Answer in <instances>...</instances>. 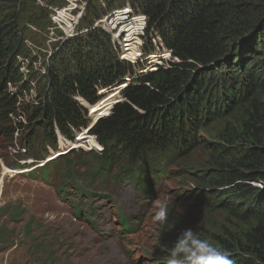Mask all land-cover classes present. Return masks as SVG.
<instances>
[{"label":"trees","instance_id":"obj_1","mask_svg":"<svg viewBox=\"0 0 264 264\" xmlns=\"http://www.w3.org/2000/svg\"><path fill=\"white\" fill-rule=\"evenodd\" d=\"M48 1V6L64 3ZM87 1L80 28L101 19L105 8L126 2L103 0L104 7L99 0ZM129 1L148 16L145 39L160 36L152 37L147 47V16L135 14L127 4L118 8L122 10L110 23L121 22L130 10L139 17L135 27L119 25L107 34L92 25L88 34L55 44L50 55L35 51L31 55L28 42L34 37L28 25L40 28L45 20L48 23L49 7L36 5L35 0H0V138L13 140L17 134L20 159L44 160L49 149L60 151V136L71 142L87 129L91 122L87 107L94 105L93 117L109 113L120 97L114 92L101 99L100 88L128 82L122 91L125 100L89 129L100 149L66 159L58 155L40 166V178L58 179V191L64 195L67 190L62 187L71 183H103L112 175L114 180H129L138 195L151 199L155 183L171 173L162 165L187 159L203 147L206 159L200 166L206 170L196 174L198 196L187 198L198 206L219 208L246 229L214 235L206 248L209 256L197 263L187 246L177 249L174 236L179 227L171 217L161 248L185 258L180 264H221L225 258L231 264H264V66L255 65L264 60V0ZM131 31L134 35H127V42L139 40L140 49L134 44L130 56L125 48L124 53L119 49V58L111 37L122 40L120 33ZM158 53L165 59L156 61L157 66L141 61V54L146 59ZM134 56L144 64L141 71L149 72L138 73ZM20 58L31 63L28 77L20 71ZM39 59L45 69L40 75L33 71ZM32 83L41 87L28 100H20ZM221 118L228 120L214 125L215 142L198 138L199 130ZM84 139L79 137L77 146H83ZM184 174L195 172L187 169ZM74 187L76 197L80 193L93 197L79 185ZM14 207L15 214L8 213L20 219L24 210ZM75 207V213H81V206ZM120 217L118 231H128L130 218L123 213Z\"/></svg>","mask_w":264,"mask_h":264},{"label":"rangeland","instance_id":"obj_2","mask_svg":"<svg viewBox=\"0 0 264 264\" xmlns=\"http://www.w3.org/2000/svg\"><path fill=\"white\" fill-rule=\"evenodd\" d=\"M35 1L36 5L42 7L48 6L49 3L48 0ZM54 6L50 4L48 6V23L45 20L40 28L28 25V30L33 32L31 35L34 37V40L28 42L31 55L33 51L36 54H44L47 52L45 47L51 49V45L48 46V38L51 36L49 27L52 24L50 13L53 11V15H62V8H54ZM85 9L86 2L83 1L82 14ZM102 12L107 14V8ZM106 14L101 19H94L93 26L96 27L95 31L100 29L107 34L108 32L112 34L118 22L111 24L113 22L110 23L107 17L114 21L118 14L117 11ZM135 19V17L132 19L134 24ZM53 22L65 36L75 34L76 26L68 31L67 24H62L60 20H53ZM88 30L89 28L85 27L79 34H86ZM54 31L56 35L59 34L58 30L54 29ZM120 34L124 38L121 37V40L114 35V40L119 43L120 50L124 53V48H133L134 41H126L127 32ZM60 38L54 37L51 41ZM139 45L140 43L137 46ZM140 58L147 66H157L159 64L156 61L165 59L164 54L159 55V53L146 59L141 54ZM40 61L41 59L33 63V71H36L38 75L45 73ZM255 65L264 66V60H259ZM23 71L28 72L24 68V63ZM40 87L36 86L31 93L34 95ZM119 87L109 89L104 97L114 92L118 94V98L121 97L119 95H121L122 88ZM28 98L29 95L25 93L20 100H28ZM120 99L122 97L118 100ZM90 117L92 121L91 114ZM226 120L228 118H221V121L199 130L198 138L209 143L215 142L217 130L214 125L223 126ZM16 137L17 134L13 140L0 138V184L3 183L0 192L2 204L0 208V264H180L185 258L173 255L167 249L161 248L162 235L165 234L166 224L169 223L171 217L175 218L179 227L174 236L178 240L177 249L182 250L187 246L192 253L191 258H195L196 262L200 263L205 256H209L206 248L213 243L214 235H227L228 230L239 233L246 229L241 222L220 211L219 208L213 209L203 204L199 207L194 204L195 200L187 198V195L198 196L196 174H203L206 170V167L200 166L206 159L203 147L195 149L187 159H175L177 162L173 164L162 165L166 172L171 173L165 179L155 183V195L151 199L138 195L129 180L123 182L114 180L112 175L103 183L87 184L79 180L77 185L81 191L92 194L93 197L89 198L80 193L81 197L78 198L74 187L77 186L76 183L62 187L67 190L62 195L58 191V179L55 182L51 177L47 180L41 179L39 169L44 162L58 155H66V159L76 154H83L82 151L99 150L93 134L86 133L82 129L71 142L60 136V151L56 153L49 149L51 153L42 162L35 161L34 163H32L34 160L32 158L20 159L21 152ZM79 137H85L82 142L83 146H77ZM17 164L23 167L14 169ZM193 165L195 169H198L197 171L193 170ZM187 169H192L195 174H184ZM183 175L185 177H182ZM256 184L260 185L259 182ZM77 205L81 206L79 214L75 213ZM11 206H15L18 211L24 210L20 219L14 218L15 215L11 217L8 213L11 211L15 214ZM85 212L90 214L85 217ZM120 213L130 218L131 228L128 231H118L122 229ZM29 221L31 222L30 227H26Z\"/></svg>","mask_w":264,"mask_h":264},{"label":"clouds","instance_id":"obj_3","mask_svg":"<svg viewBox=\"0 0 264 264\" xmlns=\"http://www.w3.org/2000/svg\"><path fill=\"white\" fill-rule=\"evenodd\" d=\"M83 1L86 2V9H85V12H84L83 16L79 19V21H78V23H77V25H76L75 34L72 35V36H65V35L63 34V32H62L61 29L55 27L56 24L53 22V19H52L53 11H51V13H50V20H51V23H52V24H50L51 26L49 27V29L51 30V31H50L51 36L48 38V41H49L48 46L51 45V49L49 50L47 47H45V48L47 49V52H45V53H48V55H50V54H51L50 52H51V50L53 49V46H54L55 44L59 43V42H63V41L66 40V39H72V38H75V37H77V36L86 35V34L89 33V32H88V33H86V34H79V32H80L83 28H85V27L90 28V27L93 25V23H92V24H89V25H85L83 28H80L81 20H82V19L84 18V16L86 15V13H87V9H88V1H87V0H83ZM99 2H101V3L103 4L104 7L106 6V5L104 4V1H103V0H99ZM127 4H130V6H131V7L133 8V10L135 11V12H134L135 14H136L137 12H140V13L145 14L143 11H141V10L137 9L135 6H133L132 3H131L129 0H126V2L123 3L122 6H120V7H115V8H111V9L108 8V9H107V14L110 13V12H112V11L115 10V9L122 8V7L126 6ZM66 5H67V1L64 0L63 5H61V6H59V5H55L54 8H55V7H57V8H62V7H65ZM52 10H53V9H52ZM105 14H106V13H104L103 16H105ZM145 15H146V14H145ZM103 16H102L101 18H103ZM146 16H147V15H146ZM98 19H100V18H98ZM98 19H96V20H98ZM147 26H148V16H147V25H146L145 34H144V41H145L144 46H145V47L148 46V45L146 46V44H147L148 41H150V39H151L152 37L159 36V35H151L150 37H148V38L145 39V37H146ZM31 27H33V26H31ZM54 29L58 30V32H59L58 35H56V32L54 31ZM90 32H91V31H90ZM54 35H56V36H54ZM54 37H61V38L58 39V40H55V41H51L52 38H54ZM110 37H111V36H110ZM159 37H160V36H159ZM111 40H112V42L115 44V46H116V50H117V54L119 55V58H120V51H119V49H120L121 46L119 45V43H118L117 41L113 40L112 37H111ZM145 47H144V48H145ZM167 49H168V48H167ZM169 50H170V49H169ZM170 51H171V50H170ZM49 53H50V54H49ZM171 57L173 58V56H172V52H171ZM120 61H124V60H121V59H120ZM20 63H21V65H20V66H21V67H20V71L23 73L24 77H28V75H29V73H30V70H29V68H30V67H29V65H30L29 60L26 59V58H20ZM23 63H24V68L28 70L27 73H25V72L23 71ZM130 63H131V62H130ZM132 64L135 65V66L138 68V70H137L138 73L149 72V70H147V71H146V70L141 71V70H143L142 68L144 67V64H143L142 62H138V61H137L136 63H132ZM43 69H44V68H43ZM154 71H155V70H154ZM44 72H45V69H44ZM32 85H33V86H32V90H30L29 93L25 92L26 94L29 95V98H30V96H34V95L36 94V92H35L34 95L31 93V91H33V89H35V87H36V83H32ZM127 85H128V83H127V82H124V83H119L118 86H120V87L122 88V91H123V89L126 88ZM9 86H10L11 88H13L12 83H9ZM116 87H117V85H116ZM120 87H119V88H120ZM111 88H114V86H113V87H105V88H100V89H99V93H100L101 95H103V97H102L101 99L104 98L105 93H107L106 91H108V90L111 89ZM104 89H105V92L102 91V90H104ZM25 93H24V94H25ZM120 96L122 97V99H120V100H118V101L116 100V102H114V104H116L117 102H122V101L125 100V98H124L123 95H122V92H121V95H120ZM121 97H120V98H121ZM29 98H28V99H29ZM26 100H27V99H26ZM93 106H94V105L90 106L91 108L87 107L88 110H89V112H90V110L93 108ZM113 106H114V105H113ZM111 112H112V110H111ZM109 114H110V111H109V113H107V114L100 115L99 118L104 117V116H108ZM96 118H98V117H95V119H96ZM99 118H98V119H99ZM98 119H97V120H98ZM256 185H257V184H256ZM226 255H227V254H225V257H226ZM221 264H231V262L228 261V260L225 258V259L222 260Z\"/></svg>","mask_w":264,"mask_h":264},{"label":"built area","instance_id":"obj_4","mask_svg":"<svg viewBox=\"0 0 264 264\" xmlns=\"http://www.w3.org/2000/svg\"><path fill=\"white\" fill-rule=\"evenodd\" d=\"M66 1H67V5L65 7H62V15L52 14V19L60 20L62 21V24H67L68 31H70L77 25L79 19L83 16L81 11V4L83 3V0H66ZM140 29L141 28H138L135 31H139ZM2 185L3 183L0 184V192L2 189ZM1 205L2 204L0 200V207Z\"/></svg>","mask_w":264,"mask_h":264},{"label":"bare ground","instance_id":"obj_5","mask_svg":"<svg viewBox=\"0 0 264 264\" xmlns=\"http://www.w3.org/2000/svg\"><path fill=\"white\" fill-rule=\"evenodd\" d=\"M125 9V8H124ZM128 9V8H127ZM122 9H117V10H115V11H121ZM114 11V12H115ZM124 14H126L127 16H129L128 18H125L124 20H122L121 22H118L117 24H116V27H114L115 29H117V26H119V25H125V27H126V29H129L130 28V26H129V23H131V24H133V26H134V21H132L131 19H133L134 17L135 18H139L138 16L136 17V15H132V12H130V10H129V12H126L125 11V13ZM109 20H110V17H107ZM141 18H143V17H141ZM136 20V19H135ZM110 22H113V20L111 19L110 20ZM123 23V24H122ZM135 27V26H134ZM127 35H129V36H132V35H134V32H130V33H127ZM123 38H124V36H123ZM126 41H127V39H126ZM138 43L139 42H136V43H133V47H134V44L135 45H138ZM127 45V44H126ZM138 47V46H137ZM132 49V50H131ZM131 49H126V53H127V55L128 56H130V55H133V48H131ZM137 50V49H136ZM129 60H130V58H128ZM132 59H134V62H137L136 61V56H134V57H132ZM83 138H85V137H83Z\"/></svg>","mask_w":264,"mask_h":264},{"label":"water","instance_id":"obj_6","mask_svg":"<svg viewBox=\"0 0 264 264\" xmlns=\"http://www.w3.org/2000/svg\"><path fill=\"white\" fill-rule=\"evenodd\" d=\"M98 118H99V117H98ZM98 118H96L94 121L96 122ZM95 122L92 124V126L95 124Z\"/></svg>","mask_w":264,"mask_h":264}]
</instances>
